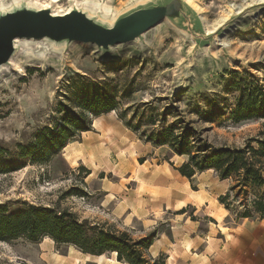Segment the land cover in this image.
Segmentation results:
<instances>
[{"label": "rangeland", "instance_id": "obj_1", "mask_svg": "<svg viewBox=\"0 0 264 264\" xmlns=\"http://www.w3.org/2000/svg\"><path fill=\"white\" fill-rule=\"evenodd\" d=\"M33 1L40 5L49 4L52 6L50 11L58 14L74 9L86 12L92 9L96 12L91 16L93 19L99 21L98 15L101 14L114 21L158 0ZM12 2L0 0V9L7 8ZM188 2L201 19L200 35L211 34L202 40L194 39L164 20L152 27L141 40L106 51L90 44L72 42L55 49L50 44H42L39 48L31 46L34 54L26 50L15 54L12 59H20L21 72L16 71L11 63L0 75V148L6 152L5 159L10 167L17 162L19 145L29 143L41 128L56 125L60 115L59 104L68 105L62 95L69 79L75 76L107 83L116 87L118 92L128 86L132 95L129 99H122L123 107L159 98L161 101L154 104L159 111L167 105L177 106L186 119L192 121H197V117L189 113L194 109L207 111L214 107L221 110L225 115L215 117L211 124L201 121L195 124L197 129H206L203 137L214 146L242 147L245 141L255 137L264 120L239 123L230 120L235 94L227 91V85L233 71L250 73L264 85V0ZM41 54L46 55L47 64L36 60ZM179 90L183 91L182 100L173 104L172 95ZM91 119V130L68 142L46 164L27 163L21 169L0 174V204L18 200L67 210L80 220L124 231L134 240L152 233L156 235L157 228L141 236V226L137 220H131L128 212H133L140 219L155 221L163 216L172 218L173 213L164 214L156 210L146 216L139 214L155 206L154 193L141 189L137 171L159 164H168L176 170L186 157L172 155L166 146L154 147L145 143L125 128L116 112ZM134 179L135 182L132 181ZM188 183L190 190L207 194L208 208H202L219 219L200 218L203 221L199 226L201 235L207 225L218 230L224 223L243 222L235 221L232 216L221 222L216 212L214 215L211 213L219 204V196H215L223 190L212 170L195 175ZM226 184L224 194L229 182ZM180 193H184L182 186ZM202 201L198 199L195 204L200 206ZM126 205L131 210H126ZM196 213L201 214V207ZM196 213L190 205L175 214H183L187 221H195ZM256 221L249 220L250 223ZM201 242L193 248L199 250ZM145 256L153 259L158 254L150 247ZM0 264L126 263L116 261L115 254L110 253L101 258L90 256L86 260L75 247L56 245L51 239L44 238L38 243L24 239L0 242Z\"/></svg>", "mask_w": 264, "mask_h": 264}, {"label": "trees", "instance_id": "obj_2", "mask_svg": "<svg viewBox=\"0 0 264 264\" xmlns=\"http://www.w3.org/2000/svg\"><path fill=\"white\" fill-rule=\"evenodd\" d=\"M227 91L235 94L230 120L235 123L264 120V85L250 73L233 71ZM62 95L68 105L59 104V119L54 127H43L24 146H18L17 162L13 167L0 148V174L16 171L28 164L43 165L59 154L70 141L89 132L91 117L98 118L116 112L126 129L137 134L154 147L166 146L172 155L186 157L176 170L181 178H192L212 170L220 181L227 180L229 187L218 203L229 216L239 220H264V125L255 137L242 147L214 146L203 137L206 129H197V121L212 123L225 115L209 107L207 111L189 112L197 121L186 119L180 107L167 105L159 111L154 99L140 105L123 107L122 99L132 95L128 86L118 92L107 83L94 82L83 76L69 79ZM183 91L172 95V103L179 104ZM171 118V121H168ZM12 164V163H11ZM155 233L134 240L124 231L104 224L80 220L67 210L34 205L23 201L0 204V242L24 239L38 243L44 238L56 245H70L84 255L115 254L116 261L126 264H173L163 253L147 259L146 251L152 246Z\"/></svg>", "mask_w": 264, "mask_h": 264}, {"label": "crops", "instance_id": "obj_3", "mask_svg": "<svg viewBox=\"0 0 264 264\" xmlns=\"http://www.w3.org/2000/svg\"><path fill=\"white\" fill-rule=\"evenodd\" d=\"M136 178L141 189L154 193L153 206L155 207L150 210L145 207L144 210H146L140 211V215L146 216L156 210L164 214L173 213L172 218L163 216L162 219L155 221L140 219L135 217L136 214L133 212H128L132 216L131 220H137L141 226L143 231L141 236L157 228L151 246L156 255L160 253L168 255L173 264H264V220L250 223L248 219H245L243 222L247 223H224L222 229L218 230H212L207 225L205 233L201 235L199 226L203 224L204 217L215 220L214 217H217L214 212H216L221 222L229 218V213L223 206L217 204L213 207L211 213L214 217L206 213L202 207L208 208L207 194L205 192L198 194L190 190L188 180L181 178L178 171L168 164L151 166L149 169L141 168L137 171ZM132 181L135 182L136 179ZM225 182L228 183L227 180H219V186L223 190L215 197L224 194L228 186ZM181 186L184 193H180ZM189 192L193 195L186 201L187 205L183 209L192 205L196 213L201 207V214L196 213L198 217L195 221H187L183 214H175L183 209H175L174 206L177 202L184 200ZM198 199H203L200 206L195 204ZM126 206V210H131L128 205ZM199 241H202L201 248L195 250L193 247L197 246Z\"/></svg>", "mask_w": 264, "mask_h": 264}, {"label": "water", "instance_id": "obj_4", "mask_svg": "<svg viewBox=\"0 0 264 264\" xmlns=\"http://www.w3.org/2000/svg\"><path fill=\"white\" fill-rule=\"evenodd\" d=\"M164 20L194 39L202 40L211 35H200V17L182 0H158L118 17L110 27L88 19L76 10L59 15H52L47 10L6 13L0 16V64H8L9 58L15 56L13 44L16 39L49 38L58 43L90 44L106 51L141 40Z\"/></svg>", "mask_w": 264, "mask_h": 264}, {"label": "bare ground", "instance_id": "obj_5", "mask_svg": "<svg viewBox=\"0 0 264 264\" xmlns=\"http://www.w3.org/2000/svg\"><path fill=\"white\" fill-rule=\"evenodd\" d=\"M53 3H55L53 1ZM186 3L189 4L188 0H186ZM52 6H50L49 4L48 5H40V4H37L35 1L33 0H13L12 4L9 5L7 8H4L2 7L0 9V16L1 15H4L6 13H14V12H22V11H43V10H47L49 11L52 15H59L58 13H55L54 11H50ZM76 11H79L81 13H83L88 19H93V17H91L92 15H95V11L92 10V9H87L88 11L86 12V10H78V9H74ZM74 10H71V11H74ZM69 11H67L66 13H68ZM64 13V14H66ZM98 15V13H97ZM95 22L97 23H100L103 25V23H101L100 21L102 22H107V24H104L106 26H112L114 21L112 19H108V17L106 15H101L99 14L98 15V20H95L93 19ZM207 32H211V30H207ZM221 41V39L219 40ZM65 42H55L54 40H50L49 38H43L41 40H32V39H16L14 41V44H13V47H14V51H16V54L17 53H21L23 52L24 50L27 51V53H33L32 51V47L31 46H34V47H42V44H46V45H53L52 47L55 49V48H58L60 46H62ZM15 53V52H14ZM49 57V56H47ZM12 58H9L8 60V64H0V75L2 74L3 70L12 63V65L14 66V68L16 69V71L18 72H21L22 68L19 64V61L20 59H12ZM36 60L38 61V63L40 64H47L48 60L46 59V55L45 54H41V55H38V58H36ZM12 61V62H11ZM45 66V65H44ZM15 71V72H16ZM7 76V75H6ZM14 76V75H13ZM4 78V76H3ZM2 79V78H1ZM6 79V78H4ZM5 81V80H4ZM193 195V193H189V195L187 197L184 198V200H181L179 202H177V204L174 206L175 209H183L187 204H186V201L189 200L190 196ZM89 255H84V258L87 260L89 259ZM102 256H99L97 258H101Z\"/></svg>", "mask_w": 264, "mask_h": 264}]
</instances>
